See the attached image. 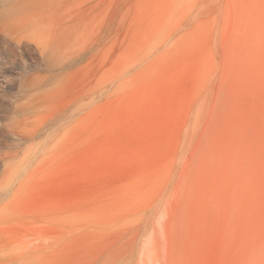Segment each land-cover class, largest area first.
<instances>
[{"label":"rangeland","instance_id":"374dc122","mask_svg":"<svg viewBox=\"0 0 264 264\" xmlns=\"http://www.w3.org/2000/svg\"><path fill=\"white\" fill-rule=\"evenodd\" d=\"M80 98L50 134L12 135L16 105L52 118ZM15 147L3 251L264 264V0H0V153Z\"/></svg>","mask_w":264,"mask_h":264},{"label":"bare ground","instance_id":"6f19581e","mask_svg":"<svg viewBox=\"0 0 264 264\" xmlns=\"http://www.w3.org/2000/svg\"><path fill=\"white\" fill-rule=\"evenodd\" d=\"M9 10H12V9H8V11ZM12 11L20 12V9L19 8H15ZM6 13H7V9L3 11V14H6ZM26 13H28V12H26ZM64 78H66V77H64ZM42 86L45 87L46 85L43 84ZM43 87L40 88V89H31L30 93L28 94V98L29 99L36 98L37 101H42L44 99L45 95L47 94V88H43ZM24 95H26V94H24ZM82 105H83V102L81 101V98H80L79 101L75 100V102H71L70 104H65L64 108H63V106H62V109H60V110H57L58 109L57 108L56 111L53 112V114L52 113L50 114V115H52V118H51V116L49 118L45 116L46 117L45 118L44 116L42 117L41 114H34L33 111H35L36 106L33 107V104H30V105H16V107L14 109V112H13V115H12V118H11V120H12V125H11V127H12V129H11L12 135H14V137H16V140H18L19 143L20 142L21 143L24 142L25 144H27L30 141L31 142L35 141L36 139H38L42 135L50 134L52 132V128L57 126L67 116V113L70 112V110L74 111L73 109H76L78 107H79L78 109H80V107H82ZM39 107H40V105H39ZM70 114L71 113H69V116H70ZM81 120H83V119H80V121ZM35 121H37V123L35 125L34 124L31 125V123L35 122ZM68 122H72V121H68ZM60 126H62V124ZM14 141H15V139L12 141V143ZM17 146L18 145H16V147ZM12 147H14V146H12ZM16 147L14 148L15 151L12 154H8L6 150L3 151V149H2V152L0 153V159L2 161H7L9 159V157L18 156L20 151ZM33 147L29 146L28 149L29 150H32V149L34 150ZM38 151H40V150H38ZM31 152H33V151H31ZM34 154H35V152H34ZM32 156L34 157L35 155H32ZM15 190L17 191L18 188L15 189ZM46 242H48V241H46ZM44 251H45V253H37L35 251H31V250L28 249V250H25V251H22V252H19V251L13 252V251H3V249L0 248V264H50L51 258H52V254L50 252L49 245L46 246V250H44ZM42 259H43V261H42Z\"/></svg>","mask_w":264,"mask_h":264}]
</instances>
